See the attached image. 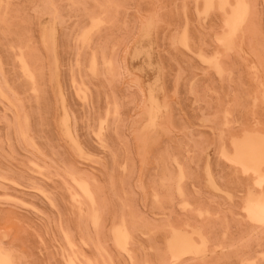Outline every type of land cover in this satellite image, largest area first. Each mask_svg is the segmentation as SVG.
Segmentation results:
<instances>
[{
    "label": "rangeland",
    "instance_id": "1",
    "mask_svg": "<svg viewBox=\"0 0 264 264\" xmlns=\"http://www.w3.org/2000/svg\"><path fill=\"white\" fill-rule=\"evenodd\" d=\"M217 1L0 0L9 264H264V182L231 160L264 134V0L228 43L236 2ZM177 235L195 250L174 255Z\"/></svg>",
    "mask_w": 264,
    "mask_h": 264
},
{
    "label": "bare ground",
    "instance_id": "2",
    "mask_svg": "<svg viewBox=\"0 0 264 264\" xmlns=\"http://www.w3.org/2000/svg\"><path fill=\"white\" fill-rule=\"evenodd\" d=\"M213 0H206V3L210 6L212 3ZM243 0H235V6L232 7V9H230L229 11L231 12V14L228 15L227 17V21H226V24L225 26L227 25L228 29H227V33L226 34H223L225 35L221 38H219L220 40L223 38L225 40V42L228 43V41L230 40L231 36L234 35V34H237V33H234L233 32L235 31L234 28L236 27L235 26V23L236 22H239V20H241V16H243L246 12V9H242L238 6L240 5H245L243 2ZM217 2H219L220 6H227L228 4V0H218ZM247 2V1H246ZM218 4V3H217ZM232 4V3H231ZM205 5V4H204ZM248 5V4H247ZM208 6V8H209ZM229 6V5H228ZM227 6V7H228ZM221 7V8H222ZM196 9V8H195ZM224 9V8H222ZM226 10V9H224ZM220 11V10H219ZM222 12V11H221ZM223 13V12H222ZM198 14V13H197ZM224 14V13H223ZM98 19V18H97ZM96 20V19H95ZM93 21V20H92ZM203 21V20H202ZM245 22V21H244ZM225 23V22H224ZM242 24V23H241ZM240 28V27H239ZM238 29V27H237ZM95 30V29H94ZM97 30V29H96ZM87 31V30H86ZM238 31V30H237ZM236 31V32H237ZM184 34V32H183ZM183 36V35H182ZM185 37V36H184ZM234 38V37H233ZM222 39V40H223ZM220 40H219V43H220ZM218 42V41H217ZM232 47V46H231ZM228 47H226L225 49H227ZM231 49V48H230ZM233 49V48H232ZM228 50V49H227ZM218 60V59H217ZM91 62V61H90ZM219 68H217V71H218ZM29 76V74H28ZM57 80V79H56ZM55 80V81H56ZM140 80V79H139ZM34 90V89H31V91ZM80 91V90H79ZM81 92V91H80ZM79 92V93H80ZM33 94V93H32ZM77 95V94H76ZM62 101V100H61ZM61 104V103H60ZM62 105V104H61ZM153 105V104H152ZM151 107V106H150ZM155 109V108H154ZM151 111H152V108H151ZM153 111H158V110H153ZM159 113V111H158ZM153 120V118H152ZM63 123V122H62ZM155 125V124H154ZM100 127H102L100 125ZM67 131V130H65ZM68 132V131H67ZM69 135V134H68ZM98 137V136H97ZM96 139V138H95ZM75 147V146H74ZM233 147H234V154L231 158V160L235 163V164H238L242 171L244 173H252L254 174L253 176H256V184H258L257 186L260 185V188H261V185L262 183L264 182V134H260V133H251V134H246L245 138L241 139V140H237V141H233ZM222 154H226L225 152H222ZM81 155V154H80ZM87 156V155H86ZM79 157V156H78ZM90 157V156H89ZM225 158V156H224ZM230 159V158H229ZM228 162V161H227ZM208 172V171H207ZM208 177V176H207ZM79 182V180L77 181ZM206 182V181H205ZM208 184V183H207ZM255 185V184H254ZM78 186L80 187L81 191L91 200L92 197H91V194L89 192V190L87 189L86 185L83 184V183H79ZM210 187V186H209ZM178 191V190H177ZM249 193V192H248ZM251 193V192H250ZM248 194L250 197H252V200L249 202V206L247 208V211H249L248 214L249 216H251L252 219H250L251 221L253 220H256L257 223L256 224H260L262 220H264V192L256 195V196H253L251 194ZM93 201V199L91 200ZM76 204V203H75ZM91 205V203H89ZM93 204V203H92ZM184 206V205H183ZM182 207V206H181ZM254 207V208H253ZM246 210V209H245ZM244 210V211H245ZM245 213H247L245 211ZM91 214V213H90ZM93 215V213H92ZM94 216H95V213H94ZM247 216V214H246ZM248 216V217H249ZM92 217V216H91ZM97 217V216H96ZM94 218V217H92ZM96 219V218H95ZM92 221L94 222V220L92 219ZM255 221V222H256ZM254 222V223H255ZM259 222V223H258ZM264 223H261L262 226ZM195 231V230H194ZM193 231V233H194ZM174 232V231H173ZM196 234L201 238V240L203 241V237L202 234L196 230L195 231ZM116 235V241L115 243H117L118 247L119 246H122L125 245V242L127 240V238L129 237L127 235V232L125 231V229L123 227H119L116 229V231L114 232ZM176 233V232H175ZM180 233V232H179ZM177 234H178V231H177ZM174 235V234H173ZM189 235V234H188ZM195 235V233H194ZM65 237V236H64ZM66 239V238H65ZM171 240V239H170ZM169 240V241H170ZM128 242V241H127ZM195 242V241H194ZM204 242V241H203ZM199 245H201V242L199 241ZM170 244V243H169ZM173 243H171L170 247H173V251H174V255L177 254H184L186 252H189L191 250H193L195 247H194V243L192 242L191 238L187 237L186 235L185 236H182V235H177V238L175 240V243H174V246H172ZM199 245L197 248H199ZM203 243H202V247H203ZM170 247L168 248V250L170 249ZM125 248V247H124ZM172 249V248H171ZM121 250V248H120ZM124 250V249H123ZM126 250V249H125ZM195 250V249H194ZM201 250V249H200ZM1 251V250H0ZM170 251V250H169ZM172 251V250H171ZM170 251V252H171ZM172 251V252H173ZM197 251V250H196ZM124 252V251H123ZM171 252V253H172ZM5 254V253H4ZM170 254V253H169ZM172 254V256H173ZM196 254V253H195ZM194 255V254H193ZM197 255V254H196ZM6 255H2V253L0 254V264H9L11 262L8 263V260L7 259H10V258H6L5 257ZM177 257V256H176ZM175 257V258H176ZM173 259L174 256L172 257ZM201 259V258H200ZM11 261V260H10ZM176 261V260H175ZM131 263V262H130ZM72 264V263H71ZM88 264V263H87Z\"/></svg>",
    "mask_w": 264,
    "mask_h": 264
},
{
    "label": "snow or ice",
    "instance_id": "3",
    "mask_svg": "<svg viewBox=\"0 0 264 264\" xmlns=\"http://www.w3.org/2000/svg\"><path fill=\"white\" fill-rule=\"evenodd\" d=\"M238 7L242 8V9H246L248 6L247 5H240ZM240 18L242 19L243 16H241ZM95 23H97V22H94V24ZM205 62H207V63H213L214 62V58L212 60H206ZM261 223H264V220H262Z\"/></svg>",
    "mask_w": 264,
    "mask_h": 264
}]
</instances>
